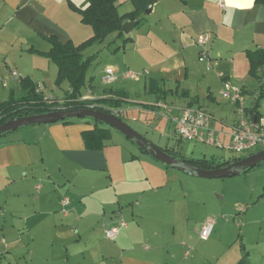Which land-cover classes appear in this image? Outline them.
<instances>
[{
	"label": "crops",
	"instance_id": "0c3cea01",
	"mask_svg": "<svg viewBox=\"0 0 264 264\" xmlns=\"http://www.w3.org/2000/svg\"><path fill=\"white\" fill-rule=\"evenodd\" d=\"M85 1L0 0V77L7 81L6 86L1 83L0 87L8 91L0 101L20 89L19 80L10 75L11 70L30 78L47 98H63L69 86L62 87L64 81L56 84L57 65L46 55L50 49L47 37L55 36L62 43L75 44L89 39L91 27L81 22L79 10L73 8L84 7ZM217 1L156 0L150 11L155 29L148 26L145 40L137 35L141 27H133L129 32L132 44L147 42L149 56L154 55L149 68L157 76L148 80H159L164 93L149 92L146 83L144 89L154 94L155 102L142 106L158 117L157 127L160 118H165L171 126L169 117L187 107L200 108L214 119V114L202 103H217V96L222 98L219 94L222 83L215 70V73L206 70L198 61L195 38L200 33L208 35V48L211 56L218 58V70L241 88L246 107L252 108L257 101L256 110H247L249 114L262 117L259 102L264 94L255 97L264 91V64L256 75L251 74L246 51L264 49V4L256 0H221L224 3L221 8ZM114 69L117 74L120 72L117 66ZM106 85L104 88L123 90L128 96L124 88ZM104 88L96 91L89 86L83 97H105L109 92ZM138 107L123 102L114 111L122 116L125 110ZM227 120L220 117L213 128L222 144L229 142V130L235 122L234 119L228 124ZM93 128V119L72 118L70 122L24 126L0 138V264H198L193 258L171 256L159 240L153 242L152 238H160V232L142 234L140 229V222L146 216L154 221L162 219V213L158 216V208H154L158 204L153 194L176 178L175 169L151 157L115 130L138 149L137 153L126 155L120 146L109 142L114 129L101 148H87L82 132ZM136 162L142 165H134ZM88 176L103 181L98 191L93 187L88 190L90 184H84L87 189L83 185L82 190L76 189L78 179L91 183L93 178ZM61 184L63 188L69 186L66 190L71 195L65 207L61 200L67 196L59 188ZM95 191L96 199L88 200ZM80 197L85 198L83 206L77 203ZM92 201H96L97 211ZM144 206L154 210L146 214L142 211ZM108 209L117 211L114 218L119 220L128 214L135 218L113 242L99 234V238L92 237L90 247L87 242L78 244L82 237L89 236L93 225L102 235V229L109 226L103 217ZM146 243L152 246L144 247ZM175 246L183 247V243ZM243 249L236 264H254L249 250L244 246Z\"/></svg>",
	"mask_w": 264,
	"mask_h": 264
},
{
	"label": "rangeland",
	"instance_id": "374dc122",
	"mask_svg": "<svg viewBox=\"0 0 264 264\" xmlns=\"http://www.w3.org/2000/svg\"><path fill=\"white\" fill-rule=\"evenodd\" d=\"M116 5L120 14L133 9L129 0H116ZM153 22L151 13H144L143 22L139 26L141 28L137 35L143 36L142 39L145 40L148 26L151 25V28L155 29ZM131 37L129 33L123 32L121 35L113 33L106 39L92 44L85 51L84 58L89 60V65L85 74V83L81 87L83 95L88 93L89 86L96 91L103 89L105 87L102 82L104 69L108 66L113 68L117 66L120 71L117 74L118 79L106 86L124 88L128 91L127 102L137 104L140 107L134 110H125L121 118L153 144L169 150H179L181 156L193 159L203 157L228 159L234 156L244 157L255 152L250 150L237 154L199 141L179 140L174 133L173 126H170L165 118H160V127H157L158 117L142 106L145 103L155 102L154 94L148 93L144 89L148 78L157 76L154 69L149 68L150 62L154 60V55L149 56L147 42L141 44L139 41L137 44H132ZM210 71L214 70L211 69ZM123 72H132L138 76L137 78H122ZM67 86V81H64L62 87L67 88ZM1 87L0 92L3 91V93L0 98H3V94L8 91ZM202 106L214 114V119L211 120L212 128H216L220 117L228 118V124H232V120L236 119L232 105L220 96H217V103L212 105L202 103ZM259 110L264 117V96L260 99ZM154 115L155 120L152 119ZM109 142L116 143L117 147L120 146L126 155L130 154L129 152H138L135 145L115 130ZM143 155L141 154V157L153 161V158H149L150 156ZM134 165L140 167L142 164L136 162ZM175 173H177L176 178L170 180L163 188H159L156 193L153 192L155 193L153 194L155 202L158 204L154 208H158L156 210L158 216L162 213V219L156 218L154 221L149 219L151 218L149 216L144 217L140 222L141 233L149 234L152 230L160 232V238L155 240L152 238L153 242L159 240L164 246V250L171 256L174 254L178 259L193 258L194 262L198 264H236V261L244 253V246L249 250L250 259L254 264H264V161L246 172L232 177H194L176 170ZM88 177L93 178L91 183H88L87 180L78 179L76 180V189L82 190L81 185L87 189L84 184H90L88 190L93 187L98 191L102 187L103 181L96 176ZM124 186L122 184L121 188ZM67 187L69 186L63 188L62 184L59 185L61 190L64 189V195L66 194L65 196L69 198L71 195L68 194ZM118 188L120 189V186ZM74 191L72 189V192ZM97 191L87 199H96ZM84 202H86L84 197L77 200L80 206H83ZM95 203L96 201H92V207H94V211H97L99 207ZM153 210L152 207L146 206L142 209L146 214ZM117 214V211H111V209L105 211L103 217L107 220V225H114L120 221L114 218ZM123 214L125 215L126 212ZM134 218L128 214L121 220L130 225ZM205 219H212L214 223L213 232L208 237L209 239H202L199 235L200 225ZM99 220L101 227H103L104 218L101 217ZM124 228L126 227H123L121 231ZM102 230L101 235L100 230L94 228L93 225V229H89V236L82 237L80 240L82 242L78 244L87 242L90 247L89 244L94 241L92 237L98 235L99 238V234L105 239L104 229ZM138 233L141 235L139 231ZM106 239L113 242L108 238ZM179 242L183 243V247L175 246ZM145 245L152 246L149 243L143 246L145 247Z\"/></svg>",
	"mask_w": 264,
	"mask_h": 264
},
{
	"label": "trees",
	"instance_id": "16d2710c",
	"mask_svg": "<svg viewBox=\"0 0 264 264\" xmlns=\"http://www.w3.org/2000/svg\"><path fill=\"white\" fill-rule=\"evenodd\" d=\"M129 1L133 9L124 14L118 12L116 0H86L84 7L81 8L71 5L73 8L79 10L81 22L91 27V37L75 44L72 41L62 43L55 36H48L47 40L50 43V49L46 52V55L57 65L56 84L60 85L61 82L67 81L69 89L65 91L61 100L50 99L34 85L30 78L22 76L19 79V91L16 93L11 92L6 100L0 101V124L8 119L23 115L38 114L55 109L89 107L110 112L121 118L119 114L115 113L114 109L120 107L123 102L128 101L125 91L104 88V91L109 92V95L107 94L102 98H84L81 87L85 83V74L89 65V60L84 58L85 49L94 43L106 39L110 34L116 33L117 35H121L124 32L123 24L129 20L136 19L137 23L134 28L139 27L143 22L145 10L149 5L154 3L153 0ZM256 1L264 4V0ZM246 54L250 63V72L256 75L257 70L264 64V49L247 50ZM147 90L157 95L164 93L160 81L155 78H150L147 81ZM263 94L264 91L262 89L255 98L258 99ZM256 108L257 101L252 108H247V110L255 111ZM256 114L259 116L257 112ZM70 121L71 119L62 120V122ZM93 121L94 128L82 132L85 146L90 149L101 148L109 140L111 131L113 130L100 121ZM162 149L178 157L180 160L204 169L223 166L243 157L235 156L224 160L215 157L193 159L181 156L179 150Z\"/></svg>",
	"mask_w": 264,
	"mask_h": 264
},
{
	"label": "built area",
	"instance_id": "2783aa9c",
	"mask_svg": "<svg viewBox=\"0 0 264 264\" xmlns=\"http://www.w3.org/2000/svg\"><path fill=\"white\" fill-rule=\"evenodd\" d=\"M217 5L221 8L224 7V3L221 0L217 1ZM195 44L198 47V61L204 65L206 70L212 69L216 71V75L222 83L219 94L233 106L236 119L229 130V142L222 144L217 140L215 130L211 127V116L200 108L187 107L169 117L176 135L183 140L215 145L237 154L264 148V117L256 118L249 114L241 88L228 81L225 73L218 70V58L212 57L208 48V35L206 33L198 34L195 38ZM10 75L17 80L22 78V75L16 70H11ZM137 76V74L132 72L122 73V78H137ZM117 79L118 75L114 68L108 66L104 69L102 74L103 84L112 83ZM0 82L3 86L7 84V81L1 77ZM61 203L65 207L68 203V198L63 197ZM63 211L65 210L63 209ZM125 226L126 223L120 220L117 224L106 227L104 229L106 238L110 240L116 239L121 229ZM213 226L212 219H205L200 225V237L202 239L208 238L212 233Z\"/></svg>",
	"mask_w": 264,
	"mask_h": 264
},
{
	"label": "water",
	"instance_id": "95a60500",
	"mask_svg": "<svg viewBox=\"0 0 264 264\" xmlns=\"http://www.w3.org/2000/svg\"><path fill=\"white\" fill-rule=\"evenodd\" d=\"M156 0H153L155 2ZM152 5H149L144 13L149 14ZM137 20H129L123 24L124 33H129L135 26ZM85 118L100 121L110 128L119 131L136 146L143 149L151 157L168 165L169 167L194 177L223 178L240 175L264 161V148L256 150L235 161L212 169H204L180 160L161 147L153 144L144 136L131 128L120 117L110 112L96 108H70L55 109L43 113L23 115L8 119L0 124V137L4 134L28 125L52 123L65 119Z\"/></svg>",
	"mask_w": 264,
	"mask_h": 264
}]
</instances>
